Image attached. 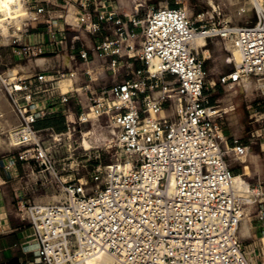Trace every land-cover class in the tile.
<instances>
[{
    "label": "built area",
    "instance_id": "built-area-1",
    "mask_svg": "<svg viewBox=\"0 0 264 264\" xmlns=\"http://www.w3.org/2000/svg\"><path fill=\"white\" fill-rule=\"evenodd\" d=\"M107 1L15 0L7 15L0 11V59L8 47L22 59L48 60L69 50L70 66L45 61L32 77L0 72L21 120L18 145L39 147L37 159L53 168L39 145L42 132L53 128L35 125L57 108L67 133L95 125L109 137L105 146L124 154L94 166L86 179L60 180L62 200L29 205L24 218L38 249L20 264H84L102 252L116 264H251L240 227L248 213L264 220V183L236 181L232 163L241 164L251 146L237 138L229 144L226 108L210 101L202 46L194 40L235 37L241 62L220 76L222 87L264 80V12L250 25L217 27L198 24L178 6L153 9L144 21L145 1H134L131 17L118 7L104 11ZM82 31L107 35L91 50L79 49ZM116 56L146 69L124 77ZM96 59H106L110 81L95 73ZM61 85L67 91L40 98ZM28 160L24 152L6 163ZM238 175L246 177L243 166Z\"/></svg>",
    "mask_w": 264,
    "mask_h": 264
},
{
    "label": "rangeland",
    "instance_id": "rangeland-1",
    "mask_svg": "<svg viewBox=\"0 0 264 264\" xmlns=\"http://www.w3.org/2000/svg\"><path fill=\"white\" fill-rule=\"evenodd\" d=\"M120 1L124 4L127 11H133L135 0ZM143 1L146 4L139 15L144 21L153 9L165 5L183 8L188 16L198 24L207 26L215 24L217 27L218 22L232 26L253 24L257 20L258 13L261 12L254 5L250 9L251 13L248 17L243 16L238 19L234 15L236 8L230 9L232 6L227 0ZM228 41L225 42L217 37H212L207 40L206 45L200 50L204 59L207 85H209L208 81L218 80V76L227 73L235 67L233 61L229 69L227 66L226 71L221 74L218 73V63L226 61L225 59L231 56V51L227 44ZM124 46L119 48L121 55L126 51ZM3 56V59H0V72L8 75L11 72L14 73L9 76L20 74L24 77H32L36 72L43 69L42 65L45 63H37L38 58L22 59L14 55L9 47L3 51ZM116 58L118 61L117 67H120L121 74L124 77H128L135 70L134 66L131 65L133 60H129L125 56H116ZM61 59L63 64L66 65L68 59L65 56H61ZM105 61L106 59H96L99 68L95 73H98L101 78L102 75L110 78L112 72L106 70V65L105 68L102 67V63ZM109 62L110 57L107 58V63ZM27 63L31 64V73H24ZM49 63H52V61L50 60ZM140 65L141 69H146L144 64L140 63ZM94 77H96L95 74ZM259 80L261 79L251 78L253 84L249 90L244 89L243 82L234 89L221 86L216 90L218 92V103L223 108L229 109L234 106L235 109L226 113L222 119L224 134L229 144L237 138L251 146L243 164L235 161L232 163L234 173L237 175L242 173L243 166L246 177L239 176L237 178L240 184L243 183L244 178L251 182L264 183V88L259 83ZM215 95L212 98H215ZM20 124L21 120L17 109L9 98L8 92L0 78V188L3 190V195H8V202L13 211L16 214H21V217L27 215L29 205L34 203H55L62 200L64 193L60 190L62 186L60 180L69 182L75 179H86L92 174L94 166L98 164L105 166L110 164L111 161L117 162L124 155L117 147L108 149L105 146L104 143L106 142L103 138L108 136L104 135L102 137L95 125H82L80 127L76 125L75 129L71 130L70 133H67L65 129L60 130L59 128L66 127V121L61 116L56 117L54 123L49 126L53 130L43 131L40 136L39 145L54 165L53 168L47 169L46 165L42 164V159H37V148L39 147H20L17 141L14 142L12 132L19 131ZM37 124L35 125L36 128H43V125L41 127ZM61 133L64 134L61 135ZM85 140L88 142L87 146L84 144ZM24 152L29 156L28 161H19L13 165L6 163L8 157ZM8 166L11 167L8 168ZM1 178L5 182H2ZM22 219H24L21 222L22 224H28L25 218ZM252 221V234L259 236L260 231L264 232V220L261 219L260 215L254 214ZM247 242L248 240L242 242L243 248ZM258 247L257 256L264 262V248L263 246ZM0 264H7V262L0 261Z\"/></svg>",
    "mask_w": 264,
    "mask_h": 264
},
{
    "label": "crops",
    "instance_id": "crops-1",
    "mask_svg": "<svg viewBox=\"0 0 264 264\" xmlns=\"http://www.w3.org/2000/svg\"><path fill=\"white\" fill-rule=\"evenodd\" d=\"M100 5H103L104 11H111L114 8L118 7L119 12L121 15L124 16H132V11L129 12L125 9L124 4L120 0H111L107 2H101ZM96 19V18H95ZM107 35L106 31H102L97 36H93L90 34H87L85 31H82L81 33V41L78 43V48H83L85 45L87 48L91 50L93 45L95 43L100 42L103 40V38ZM109 37H112L111 34L108 35ZM207 43V41H206ZM206 45V44H205ZM204 45V46H205ZM203 46V47H204ZM231 51V50H230ZM123 55H125L123 53ZM61 56H65L68 59V62L66 65L70 66L69 62V50L65 47H62V50L60 51V54L57 57L48 59L51 60L54 64L58 62L59 64H63ZM46 60V62H49ZM227 61L218 63V73H223L231 67L234 59L232 56L227 57L225 59ZM54 61V62H53ZM45 60L38 59L37 63H43ZM235 63V62H234ZM94 65L99 66L96 61L94 62ZM133 66L136 69H140L141 65L138 62H134ZM27 69H25L24 73H31V64H26ZM25 67V68H26ZM30 68V69H29ZM27 70V71H26ZM222 75V74H221ZM102 79L104 81H110V78L107 76L102 75ZM220 76H218V80L213 79L211 81H208L209 85L208 87V95L210 97V101L212 104H218V92L216 91L218 88L221 87V84L219 83ZM67 91V88L65 85H61L60 89H57L56 87L50 88L46 93L40 95V98H48V97H55L59 95L61 92ZM216 94V95H215ZM213 95H215V98H212ZM71 105L74 104V101L72 100L70 102ZM57 111L54 115L49 116L45 119H42L39 121V126L43 125V128H47L51 125L53 120L56 117H61V113L59 109H55ZM42 127V126H41ZM65 128V127H64ZM2 182H5L3 178H1ZM2 188H0V261H5L7 264H20L21 261L30 259L33 257V252L38 249L37 239L34 233V230L29 226V224H22V218L21 214H16L13 209L10 206V203L8 202V195L2 194ZM19 196V195H16ZM254 214H249L247 218V223L249 226V236L242 237V242L244 240H248L247 244L244 246V251L251 262V264H264V262L261 261V259L258 258V246H263L264 248V232L259 233V236H254L253 233V227H252V218ZM242 225V224H241ZM241 229V227H240ZM250 238V239H249Z\"/></svg>",
    "mask_w": 264,
    "mask_h": 264
},
{
    "label": "bare ground",
    "instance_id": "bare-ground-1",
    "mask_svg": "<svg viewBox=\"0 0 264 264\" xmlns=\"http://www.w3.org/2000/svg\"><path fill=\"white\" fill-rule=\"evenodd\" d=\"M224 1H226V0H224ZM227 1L232 6V8H230V9H233V8L235 9L236 8L234 15L238 19H241V17H243V16H247L248 17V15L251 13L250 9L254 5L257 7V9L259 11H261V12L263 11L264 12V0H227ZM13 4H15V0H0V11L3 12L5 15H7V13H9L10 9L12 8ZM206 41H207V39H206V37L204 35L198 34L196 36L195 40H194V44L197 45V46H202L203 47L206 44ZM227 44H228L229 49L232 52V56H233V59H234V62H235V66H236V65H238L241 62V58L242 57H241V52H240L239 48L237 47L235 37H232V39H230L227 42ZM20 67H21V65H20ZM26 69H27V67H26ZM149 71L153 75H155L157 73V65H156L155 62L150 64ZM13 74H14L13 72L9 73V75H13ZM240 83L243 84L244 89L246 88L245 90H249V88L253 84V82L251 81V78H243L238 83V85H240ZM259 83H261V86L264 88V80H259ZM238 85H236V86H238ZM236 86H231L229 88L230 89H234ZM234 110L235 109L233 108V106H231L229 109L226 108L227 113L229 111L231 112V111H234ZM19 132H20V129H19V131L12 132V136H13L12 138H13L14 142L18 141L17 140V135H18ZM84 144H85V146H87L88 142L85 140ZM245 161H246V157L241 159V163L242 164ZM238 177H239V175H236V181H237ZM237 183H238V181H237ZM238 184L241 185L240 183H238ZM247 218H248V214L246 215V217L242 221V225H241V229H240V235L242 237H246V236L249 235V226H248V223H247ZM84 264H116V263H115L114 259L112 258V256L110 254H108L106 252H102V253H100V254L88 259Z\"/></svg>",
    "mask_w": 264,
    "mask_h": 264
},
{
    "label": "trees",
    "instance_id": "trees-1",
    "mask_svg": "<svg viewBox=\"0 0 264 264\" xmlns=\"http://www.w3.org/2000/svg\"><path fill=\"white\" fill-rule=\"evenodd\" d=\"M40 123V122H39ZM39 123L37 124V125H39ZM54 123V120H53V122L51 123V125ZM60 130H63V129H65V128H59Z\"/></svg>",
    "mask_w": 264,
    "mask_h": 264
}]
</instances>
